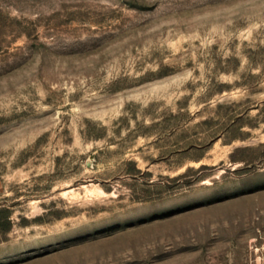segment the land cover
Wrapping results in <instances>:
<instances>
[{
	"label": "rangeland",
	"instance_id": "rangeland-1",
	"mask_svg": "<svg viewBox=\"0 0 264 264\" xmlns=\"http://www.w3.org/2000/svg\"><path fill=\"white\" fill-rule=\"evenodd\" d=\"M0 264H264V0H0Z\"/></svg>",
	"mask_w": 264,
	"mask_h": 264
},
{
	"label": "trees",
	"instance_id": "trees-1",
	"mask_svg": "<svg viewBox=\"0 0 264 264\" xmlns=\"http://www.w3.org/2000/svg\"><path fill=\"white\" fill-rule=\"evenodd\" d=\"M13 209L10 207H0V230L8 233L13 228Z\"/></svg>",
	"mask_w": 264,
	"mask_h": 264
}]
</instances>
